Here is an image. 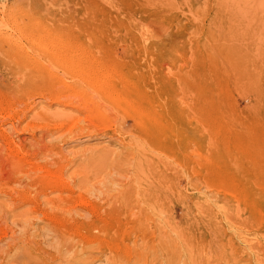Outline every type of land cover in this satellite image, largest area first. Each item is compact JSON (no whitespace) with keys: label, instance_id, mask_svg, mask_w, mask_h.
<instances>
[{"label":"rangeland","instance_id":"374dc122","mask_svg":"<svg viewBox=\"0 0 264 264\" xmlns=\"http://www.w3.org/2000/svg\"><path fill=\"white\" fill-rule=\"evenodd\" d=\"M256 40L258 42H256ZM88 65H90V67ZM134 68H139V70H141V74L139 72V75H136V80H140L146 83L148 86L147 89L145 88L146 92L155 95V99L157 101L156 106L158 108V112L161 113L164 122V128L161 130L162 133L156 136V141L152 142L151 144L152 147H147L146 144L143 143L144 141L141 142L142 135L135 126L133 117L134 112L139 110V104L134 99V95L132 93L127 92L128 95H126L128 101L132 102L131 109L130 107H128L127 110H122L117 105L103 100V94H105L103 90H95L97 92L96 93L94 89L86 87L83 81L81 82V79H83L82 77L84 76H90L91 79L94 78L93 80L98 79L99 81H103V79H105V76H107L106 79H108V83H111L110 80L113 79L111 89H114V87H117L118 89L120 83L119 80L123 77L127 78V74H130L129 71L133 70ZM87 72L90 74H88ZM109 75L113 77H110ZM118 77H120V79ZM0 79V115L3 114L2 116H0V119L2 118L4 120H0V166L2 164L1 162H3L4 164H2L3 166H1L0 168V180H2L3 177H5V179L3 180H6V178L9 179L3 181V183L0 181V187L4 186L0 188V216H2V218L0 219V239L2 240H0V254L6 249L7 244H9V242L6 243V241H11V238L9 239L8 237L9 234L15 232L14 234L12 233L11 237L13 236L14 241L16 240L15 243L17 244V246L19 243V252H21L23 246H28L29 243L34 245L35 243H37V250L41 248L42 250L44 249L43 251H47L49 254L52 253L50 254L52 256L54 254V258H51L50 261L53 259L51 261L52 264H54V262L56 264L57 255L55 256V254H57V246L59 244V238H57L58 235L55 233L57 227L54 225H49L51 227L50 229L49 226L43 225V221L40 222L39 219H35V215H37V213L34 215H28L29 217L27 215H22V217L20 216V213L23 212L26 207L28 209V205L30 206L29 208L35 206L38 209L40 207H37V205H44V211H46L47 208V211L50 212V214L48 213L49 215L55 214L56 209L51 207L52 205L50 203L47 204L46 201H44L43 203V200L46 198H52L56 193L58 194L56 188L58 189L62 185L67 184H70L72 186L74 183L73 181L78 182L80 179H82V176L84 174L87 173L88 175H90L89 173H91V171H93L91 173L92 176H94L97 172V175L94 178H98L95 180H99L100 182H94L95 180L91 176L90 181H92L89 182V187L92 185L91 183H96V185H98L99 187H103L108 181L106 185L109 184L108 186L113 188H110L111 192L112 190H114L113 192L118 191V189H120V185L116 181V179L118 180L117 172L119 179H121L122 174H130L131 170L129 166L131 163L129 164V160L133 162V159L129 152L130 150L136 151V148H138L134 143H137L139 145L144 144L142 146H146L145 149L148 150V152L147 150L146 152L150 153L149 155L151 157H156V159L155 157H153L152 162L157 163L158 161V163L160 164V172L158 174H162L165 177L167 183L170 182L169 180L174 182L180 180L181 186H183L182 188H185L187 187L186 185L188 183V180L192 177V182L194 183L195 187L194 192H196V194L198 191L204 194L206 193V191V194L210 192H213V194L217 192H221L222 194L225 193L224 191L228 190V187H230L229 185L232 184H228V178L226 179V176H222L220 174L225 175L227 173L230 175H235L241 180H243L245 176H248L249 174L248 177L251 179L250 181L254 180L255 175L250 171V169L253 168V162L256 160L260 161V159H264V0H0ZM110 87L111 86L108 85L107 89H109ZM82 88H84V90L86 89L85 93L88 95V97L90 96L92 100L94 99L93 101H96L94 103L97 105V108L99 107L98 110L101 109L102 112H100L102 114L101 117H99L101 119L95 118V116L92 115L94 112L88 113L87 110H82V97L78 96L80 95V89L81 91H84L82 90ZM72 90H74V92ZM78 91L79 93H77ZM58 92H61V95L56 94L58 96V99L70 104V107L63 106L62 103H59L57 100L53 99V96H50L51 93L55 94ZM63 92V95H65L64 97L62 95ZM185 92L187 93L184 94ZM253 94L255 96H253ZM77 98H80L81 100ZM70 99L74 103H70ZM255 99L258 100L255 102ZM77 102L79 104H77ZM33 103L37 105L33 106ZM254 103L255 105H253ZM108 105H111V109L108 107ZM26 108H28V111ZM42 109L44 110L43 112L47 111L50 115L53 114V117H51L50 115L48 117H45L43 113H38L41 112ZM69 109L72 110L70 111ZM191 110H193V112ZM7 112H9L10 114L12 112L11 115L13 117ZM19 112L20 114L25 113V115H19ZM68 112L69 116L72 112V115L74 114V117L72 116L74 120L70 117L73 121L71 125L69 124L71 121L67 123V118L65 120L64 118H62L61 121V119L57 116H65ZM191 112L193 115L191 114ZM221 112H223L225 116ZM4 113H7V116ZM36 113H38L39 115L41 114L40 117L43 115L41 118L44 119H40L44 123L41 122V120H38L39 122L34 121V119L39 118L38 114V116L36 115L37 118L34 117ZM54 115L57 117H55ZM21 117L22 119H20ZM125 117H127L128 119ZM220 117L223 119H221ZM9 118L10 120H8ZM18 120L19 123L17 122ZM122 120L126 123H124ZM223 120H225V122ZM33 121L35 126L33 125ZM64 122L66 125L64 124ZM75 122L77 123L74 125ZM122 122L124 123V127H122ZM56 123L60 125V129L62 131L64 130L62 129V125H65L63 127L65 128V130L70 127L71 128L70 130H67V133H65L64 135L65 130L63 132L61 130L57 131L56 127L59 125ZM92 123L94 126L92 125ZM231 123L232 126L230 127ZM44 124L49 125L50 127L45 128L43 126L44 128H41L40 126ZM54 124L56 125V130L52 128L55 126ZM129 124H132L131 127ZM27 126H29V130ZM84 126L85 129H88L87 131L85 129L81 130ZM126 126L129 128H127ZM17 128L19 131L17 130ZM35 128L41 129H39V131ZM20 129L22 130V132L20 131ZM25 129L26 131L24 132ZM33 129L35 131H33ZM79 129L81 130L80 132L78 131ZM125 129H128L129 131L131 130L130 133L132 132L131 134H135L136 136H134L139 139L132 137V135H128L130 134L128 133L129 131L123 132L126 131ZM236 129H239V131H237ZM41 130H44L45 132L47 130L49 131V133L50 131L52 133V131L54 130L56 132L54 131L52 134L50 133V135L48 134V132H46V136L45 132L44 135H42L43 131L41 132ZM118 130L122 132H119ZM246 131H249V133H247ZM5 132L8 136L5 134ZM94 132H97V134ZM58 133L60 134V136L62 135L61 139H59L60 137H58ZM121 133H125V135H122ZM246 134L250 135H247L246 137ZM164 135L167 137L166 141ZM37 136L39 137L37 138ZM130 136L132 137V139H134V141H136L134 142L132 139H130ZM3 137H5V140ZM110 137L113 139H111ZM7 139H11L9 140L10 142ZM56 139L59 140L56 141ZM44 140L46 143H44ZM126 141H132L133 143L132 145L130 144V142L129 144H125ZM211 141L213 143H211ZM247 141L248 143H246ZM14 142L16 143V145ZM42 142L43 145L45 144L44 147L42 145ZM18 143L19 145H17ZM13 145H15V147ZM50 145L51 148H49ZM53 145L55 148L53 147ZM133 145L134 148H132ZM39 146H41V149ZM254 146L255 148H253ZM18 147L21 149L20 151ZM16 148L22 155L21 157L26 158V160L25 158L23 159L24 162L23 164H21L24 167L26 165V167L24 168L19 165L20 170L11 172L10 169L12 165H16V163H18V161H15L18 157L9 152H13L14 150H16ZM47 148L48 150H50V153ZM150 148L152 151L150 150ZM178 148L179 150H177ZM45 149L48 153L45 152ZM187 149L190 151H188ZM34 150L35 152L33 153ZM37 150L43 152L42 154L45 155L43 156ZM234 150L236 151V153ZM254 150H256V152ZM53 151H55L56 153ZM126 152H128V154ZM202 152L205 154L204 156L202 155ZM4 153L9 156L7 157ZM3 154L5 158L2 156ZM46 154H48V157L46 156ZM198 155L200 158L198 157ZM10 156L15 158L14 161L16 163L13 161V158H10ZM187 156H190L189 158L192 160L189 161ZM224 156L229 159H226ZM43 157H45L44 160L42 159ZM63 158L64 162L65 160H67V162H69V165H72L69 166L67 162L64 163ZM125 158L126 160H124ZM193 158H197L198 163L196 162L197 159L195 160ZM233 158L235 159L230 160ZM252 158L254 159L253 161ZM32 159L34 162L32 161ZM127 159L129 162H126ZM160 159L163 162L160 163ZM116 160L119 162H117ZM248 160L250 163L248 162ZM229 161H233L234 164L233 162ZM29 162H32L30 163L31 166L29 165ZM48 162H53V164L57 163L58 165L56 164L55 168L52 163L49 164ZM162 163L163 165H161ZM41 164L43 165V167H41ZM166 164L169 165L170 169ZM235 164L238 166H236ZM27 165H29L30 167H28ZM175 165L179 166L177 167ZM17 166L18 165H16L15 169L18 168ZM93 166L95 169L92 168ZM120 166L126 167L121 168ZM162 166L165 167V169ZM14 167H12L13 170H15ZM35 167L37 169H35ZM64 167L67 168V170L64 169ZM82 167L90 170L87 171L83 168L85 172H83L82 170V173ZM180 167L183 168V171ZM103 168L107 169L104 173ZM127 168H129L128 171ZM51 169H53L54 173L57 172L59 175L57 173L54 174ZM61 169H63V173ZM100 169L103 170L101 171ZM44 170L46 171V173ZM50 170L52 174H50ZM112 170L115 173H113ZM109 171L110 173L112 172L116 177H114L112 173L109 174ZM181 171L183 172V175L179 174V172ZM199 171H202V173ZM175 172H178L177 174L179 176H174ZM185 172L187 174H185ZM11 173L13 174L11 175ZM25 173L27 178L25 176ZM100 173L102 176L100 175ZM170 173H173L174 175H171ZM194 173L196 174L194 175ZM41 174H44L43 177L41 176ZM61 174L64 175L63 177L65 179H62ZM23 175L25 176V178ZM51 175H55L56 177H52ZM125 175L124 177L122 176V178L126 180L129 177ZM181 176H184L183 180H181ZM188 176L190 178H187ZM111 177L114 178V181L110 180L112 179ZM28 178L32 179V181H30ZM56 178L57 182L55 181ZM16 179L18 180V183L16 182ZM37 179H39V181ZM60 179H62L64 182ZM103 179L105 183L101 181ZM65 180L68 181L66 182ZM109 180L112 181L110 182L111 184L109 183ZM35 182L37 184H35ZM184 183H186V185ZM204 183L208 184V186ZM5 184H8L9 186L12 185L11 188L14 187L11 189L9 186H7L8 188H10L8 190L12 195H8L10 193H8L9 191H6L7 187L5 186ZM53 184H56L57 186ZM33 185H35L36 188ZM19 187L24 188L19 189ZM202 187H207V190L203 189ZM214 187H217V189H214ZM76 188L79 187H77V185L74 187V197H79L83 192L82 196H85L88 199L91 198V200L94 199L95 195L93 194V191L87 192V190H85L87 189L86 186L81 189L79 188V191L78 189L75 190ZM231 188L233 189V186H231ZM15 190L17 191L15 192ZM20 190L22 191L20 192ZM186 190L187 194L191 192L190 188H187ZM28 191L32 193L28 194ZM54 191L57 192L54 193ZM85 193L87 195H85ZM46 194H48V196H46ZM78 194L80 195L78 196ZM13 195H15V198L11 200ZM29 195H31L30 197H32L33 199L30 198ZM18 197L22 201H20ZM43 197L46 198L43 199ZM25 198L29 199L28 202ZM39 200H42L43 205L42 203H39L41 202ZM8 201L12 202L13 205ZM101 201L102 200H99V202ZM17 202L18 204L20 203L18 205L19 207L16 206L17 204L15 205V203ZM26 202L27 204H25ZM4 205L6 207H4ZM14 205L16 209L18 208L17 210L14 209ZM49 205H51L50 209L49 207H47ZM8 208L9 215L7 213ZM51 209L55 211V213H52ZM180 209L181 208H178L177 211L179 214L181 213ZM5 210L7 211V214H4ZM10 211L14 213H12L11 216ZM15 213L18 215V217ZM40 215L41 214L36 217H40ZM73 215L75 216L76 214ZM77 216L78 215H76V217ZM14 217L16 221L14 220L12 222ZM25 218L27 219V222ZM17 221L20 222L18 223ZM15 222H17V224ZM31 224L32 226L37 225V227L35 226L34 229H38H35L36 231L33 229L30 230V228L32 227ZM24 226L26 228H24ZM44 227H46L47 232L51 231L52 234L48 233L47 236V232L44 231ZM63 227V232L69 234L67 238L69 239V237L71 236L74 237L72 241L75 242L73 243L74 245L76 244V248L68 252V256H71V253L74 254V252L84 247V244L86 242L85 238L81 239L82 241L80 240L79 242L78 237H80V235H87L92 230L93 232H90V235L88 234L87 237L91 236L92 239L97 240L100 244V247H103L106 242L110 241L111 245L115 246L114 249L116 250L118 255L119 253L120 256L129 255L132 259H134L135 256L139 255V253L137 252H140L143 255V262L145 260L148 261L149 258V260L151 261H149L150 264L154 263L153 251L155 242L152 241H155V239H153L152 229H150L149 226L146 227L145 224H136V226L132 228L133 230L130 229L129 226L122 227L125 231L124 235L123 233L111 234V227L109 228L103 224L98 227L94 226L96 228L94 230H90V228L87 230L82 227L76 229L75 226L71 225L62 226V228ZM103 227H105V230L101 229ZM4 228L6 231L8 229L7 234L5 233L6 231L4 230ZM122 228L121 226H118V230L121 229V231L123 232ZM26 229L27 231H25ZM99 229L103 232V235L102 232L99 231ZM96 230L98 231L97 233L100 232V235L96 233ZM126 230L129 234L132 235H130L131 238L129 237L130 240L126 238ZM139 230L141 231L139 234L143 233L146 235V233L148 232V237L143 235L146 238H143L142 236L140 237V239L135 241L134 236L136 235V232H139ZM1 231L4 232L2 233ZM27 232L32 235L31 238L30 235L27 234ZM44 232L45 234H43ZM77 232H79V235ZM108 232L110 233V235L107 234ZM40 233H42V235H40ZM50 235L53 236L51 237ZM96 235L99 236L95 237ZM100 238L104 240L102 241V239ZM18 240H20V242ZM25 240H27V242ZM118 241L124 243H117ZM150 241L152 243H150ZM138 242H141L142 246L140 244L137 246ZM143 242L145 243V245ZM20 243L24 245H21L20 247ZM51 243H53L54 245ZM125 247L128 249H126ZM14 249L15 250H12V252L15 253L18 249ZM121 252L124 254H122ZM47 261L49 262V264L51 263L49 260ZM41 263L42 262H40L39 264ZM103 263L104 261L102 260L94 264Z\"/></svg>","mask_w":264,"mask_h":264},{"label":"bare ground","instance_id":"6f19581e","mask_svg":"<svg viewBox=\"0 0 264 264\" xmlns=\"http://www.w3.org/2000/svg\"><path fill=\"white\" fill-rule=\"evenodd\" d=\"M228 1V0H227ZM227 3V2H226ZM226 11V10H225ZM212 38V37H211ZM256 42H258L256 40ZM40 43V42H39ZM43 43V42H42ZM44 44V43H43ZM42 45V44H41ZM46 45V44H45ZM49 45V44H48ZM44 46V45H43ZM47 46V45H46ZM45 46V47H46ZM81 48V47H80ZM256 48V47H255ZM82 50V49H81ZM47 51V50H46ZM80 51V50H79ZM83 51V50H82ZM89 53V52H88ZM137 55V54H135ZM90 56V55H89ZM82 57V56H80ZM85 57V56H84ZM72 58V57H71ZM94 58V57H92ZM142 58V57H141ZM81 59V58H80ZM85 59V58H84ZM153 60V59H152ZM85 61V60H84ZM88 61V60H87ZM96 61V60H95ZM99 61V60H98ZM170 61V59H169ZM97 62V61H96ZM190 62V61H189ZM193 62V61H192ZM83 63V62H82ZM94 63V62H93ZM167 63V62H166ZM188 63V62H187ZM194 63V62H193ZM91 64V63H90ZM170 64V62H169ZM173 64V63H171ZM99 65V64H98ZM151 65V64H150ZM90 67V65H88ZM87 66V67H88ZM101 66V65H100ZM148 66V65H147ZM171 66V65H170ZM96 67V66H95ZM104 67V66H103ZM111 67V66H110ZM161 67V66H160ZM41 68V67H40ZM44 68V67H43ZM152 68V67H151ZM162 68V67H161ZM85 69V68H84ZM107 69V68H106ZM111 69V68H109ZM156 69V67H155ZM108 70V69H107ZM152 70V69H151ZM86 71V70H85ZM84 71V72H85ZM96 71V70H94ZM97 72H98V69H97ZM130 74H127L128 77L127 78H121L118 77L120 80V83H119V88L117 89V87H114V89H111L112 88V80L113 79H109L111 81V83L107 82L108 79H106L107 76H105V79H103V81H99L98 79L96 80H93L90 78V76H84L82 77L83 79H81V82L83 81V83L86 85V87L88 88H91V89H94L95 90H103V92L105 94H103V97L104 99L103 100H106L107 102L109 103H112V104H115L117 105L118 107H120L122 110H127L128 107H132V102L131 101H128L127 99V92H130L134 95V99L138 102L139 104V110L134 112V123H135V126L136 128L140 131L141 135H142V141L144 144H146L147 147H152V142L156 141V136L161 134V130L164 128V122H163V119H162V115L160 112H158V108L156 106V99H155V95H152V94H149L146 92L145 88L147 89L148 86L146 83H144L143 81H140V80H136V75L138 74L139 75V72L141 74V70H139V68H134L133 70H130L129 71ZM151 72V71H150ZM149 72V73H150ZM88 73V72H87ZM113 73V72H112ZM116 73V72H115ZM148 73V74H149ZM90 74V73H88ZM87 74V75H88ZM109 74V72H108ZM106 74V75H108ZM114 74V73H113ZM169 74V73H168ZM95 75V74H94ZM111 75V74H110ZM109 75V76H110ZM161 75V74H160ZM163 75V73H162ZM96 76V75H95ZM108 76V78H109ZM120 76V74H119ZM21 77V76H20ZM49 77V76H48ZM97 77V76H96ZM95 77V78H96ZM110 77H113V76H110ZM58 78V77H56ZM151 78V77H150ZM166 78V77H165ZM25 79V78H24ZM115 79V78H114ZM22 80V79H21ZM98 80V81H97ZM148 80V79H147ZM1 81V79H0ZM58 81V80H57ZM151 81V80H150ZM15 82V81H14ZM64 82V81H63ZM116 82V81H115ZM154 82V81H153ZM58 83V82H57ZM63 84V83H62ZM65 84V83H64ZM155 84V83H154ZM189 84V82H188ZM81 85V84H80ZM84 85V86H85ZM111 86L109 89H107V87ZM158 85V84H157ZM161 85V83H160ZM173 85V84H172ZM61 86V84H60ZM70 86V85H69ZM114 86V85H113ZM150 86V85H149ZM190 86V84H189ZM68 87V86H67ZM29 88V87H28ZM63 88V87H62ZM106 88V89H105ZM171 89V88H170ZM82 90H84V88H82ZM185 90V89H184ZM262 90V89H261ZM59 91V90H58ZM68 91V90H67ZM74 92V90H72ZM80 91V97H82V106H83V109L82 110H87L88 113H92L94 112L92 115L95 116V118H99L101 117V109H99V107L97 108L96 104L94 102L96 101H93L92 98L85 93L86 92V89L84 91H81V89L79 90ZM79 91L77 93H79ZM253 91V90H252ZM258 91V90H257ZM51 92V91H50ZM96 92V91H95ZM249 92V91H248ZM61 93V92H60ZM59 92L58 93H51L50 96H53V99L57 100L59 103H62L63 106H69L70 107V104L68 103H65V101L63 100H59L58 99V96L56 94H60ZM77 93H76V97H77ZM88 93V92H87ZM97 93V92H96ZM129 93V95H130ZM165 93V92H164ZM167 93V92H166ZM187 92H185L184 94H186ZM253 93V92H252ZM54 94V95H52ZM64 94V92L62 93V95ZM156 94V93H155ZM249 94V93H248ZM251 94V93H250ZM262 94V92H261ZM61 95V94H60ZM70 95V94H69ZM73 95V94H72ZM247 95V93H246ZM65 95H63L64 97ZM67 96V95H66ZM252 96V95H251ZM253 96H255L253 94ZM44 97V96H43ZM130 97V96H129ZM192 97V96H191ZM259 97V96H258ZM48 98V97H47ZM69 98V97H68ZM165 98V97H164ZM190 98V97H189ZM248 98V97H247ZM253 98V97H252ZM263 98V96H262ZM64 99V98H63ZM67 99V97H66ZM79 100H81L80 98H77ZM132 99V98H131ZM254 99V98H253ZM260 99V98H259ZM50 100V99H49ZM69 100V99H68ZM130 100V99H129ZM258 99H255V102L257 101ZM264 100V98H263ZM54 101V100H53ZM63 101V102H62ZM72 100L70 99V103H74L73 101L71 102ZM77 101V100H76ZM161 101V100H160ZM191 101V100H190ZM134 102V101H133ZM189 102V101H188ZM261 102V100H260ZM54 103V102H53ZM76 103V102H75ZM187 103V102H186ZM77 104H79L77 102ZM137 104V105H138ZM190 104V103H188ZM24 105V104H23ZM37 105V104H36ZM35 103H33V106H36ZM114 105V106H115ZM255 105V103L253 104ZM77 106V105H76ZM111 106V105H110ZM110 106L108 105V107L110 108ZM134 106V105H133ZM192 106V104H191ZM32 107V106H31ZM107 107V108H108ZM257 107V106H256ZM39 108V107H38ZM41 108V107H40ZM80 108V107H79ZM137 108V107H136ZM191 108V107H190ZM228 108V107H227ZM27 111H28V108H26ZM25 109V110H26ZM30 109V107H29ZM34 109V108H33ZM76 109V108H75ZM111 109V108H110ZM254 109V108H253ZM20 110V109H19ZM32 110V109H31ZM70 110V109H69ZM72 110V109H71ZM70 110V111H71ZM105 110V109H103ZM232 110V109H230ZM262 110V109H261ZM15 111V110H14ZM25 111V112H27ZM44 110L42 109L41 112H38V113H43V115L46 117H48L50 114L49 112H43ZM101 111V112H100ZM111 111V110H110ZM115 111V110H114ZM120 111V110H119ZM193 112V110H191ZM219 111V110H217ZM229 111V110H228ZM244 111V110H243ZM257 111V110H256ZM31 112V111H30ZM34 112V111H33ZM191 112V114H192ZM232 112V111H231ZM230 112V113H231ZM9 115L11 114L9 112H7ZM7 113H4L5 115ZM38 113L35 114L34 117L37 118V116L39 115ZM73 113V112H72ZM69 116V112L67 113V115H57L58 118L61 119L62 121V118H64V120L67 118V123L70 122L69 124L71 125V123L73 122L71 120L72 116L74 117V114ZM104 113V112H103ZM117 113V112H116ZM223 113V112H221ZM255 113V111H254ZM25 115V113H22ZM20 114L19 112V115H22ZM38 114V115H37ZM57 114V113H56ZM106 114V113H105ZM224 114V113H223ZM226 114H227V111H226ZM253 114V113H252ZM3 115V114H2ZM0 115V116H2ZM37 115V116H36ZM41 115V114H40ZM40 115L38 116L39 118L37 119H34V121H40L42 118V116L40 117ZM91 115V116H92ZM107 115V114H106ZM193 115V114H192ZM7 116V115H6ZM12 116V115H11ZM51 117H53V114L50 115ZM55 116V115H54ZM55 116V117H57ZM67 116V117H66ZM108 116V115H107ZM125 116V115H124ZM128 116V115H127ZM225 116V114H224ZM229 116V115H228ZM13 117V116H12ZM54 117V118H55ZM71 117V118H70ZM85 117V116H84ZM8 118V117H6ZM11 118V117H10ZM10 118L8 120H10ZM24 118V117H23ZM31 118V117H30ZM41 118V119H40ZM76 118V117H75ZM93 118V117H92ZM127 118V117H125ZM221 118V117H220ZM2 119V118H1ZM0 119V120H1ZM5 119V118H4ZM12 119V118H11ZM22 119V117L20 118ZM25 119V118H24ZM44 119V118H43ZM42 119V120H43ZM52 119V118H51ZM74 120V118H72ZM78 119V118H77ZM82 119V118H81ZM88 119V118H87ZM101 119V118H99ZM128 119V118H127ZM223 119V118H221ZM226 119V118H225ZM3 120V119H2ZM31 120V119H30ZM32 120H33V117H32ZM41 120V122H43ZM63 120V121H64ZM69 120V121H68ZM125 120V119H124ZM4 121V120H3ZM25 121V120H24ZM34 121H33V125H34ZM38 121V122H39ZM45 121V120H44ZM123 121V120H122ZM194 121V120H193ZM225 122V120H223ZM229 121V120H228ZM234 121V120H233ZM246 121V120H245ZM12 122V121H11ZM19 123V120L17 121ZM22 122V120H21ZM115 122V121H114ZM124 122V121H123ZM122 122V127H124V122ZM249 122V121H248ZM16 123V122H15ZM44 123V122H43ZM77 122L74 123V125L76 124ZM79 123V122H78ZM112 123V122H111ZM116 123V122H115ZM120 123V122H119ZM133 123V122H132ZM236 123V122H235ZM13 124V123H12ZM30 124V123H29ZM47 124V123H46ZM42 125L40 126L41 128L44 126L45 128H48L50 127L49 125ZM58 124V123H56ZM65 124V122H64ZM84 124V122H83ZM243 124V123H242ZM25 125V124H24ZM39 125V124H37ZM41 125V124H40ZM55 125V124H54ZM59 125V124H58ZM62 125V123H61ZM66 125V124H65ZM65 125H62L63 127ZM73 125V126H74ZM93 125V123H92ZM126 125V124H125ZM130 125V124H129ZM132 125V124H131ZM130 125V127H131ZM228 125V124H227ZM22 126V125H21ZM30 126V125H29ZM29 126H27L28 130H29ZM35 126V125H34ZM52 126V125H51ZM68 126V125H67ZM94 126V125H93ZM110 126V125H109ZM119 126V125H118ZM232 126V123L230 125V127ZM24 127V126H23ZM31 127V126H30ZM43 127V128H44ZM56 125L52 128L55 129ZM59 127V129H58ZM65 130V128H63ZM77 127V125H76ZM87 127V126H86ZM127 127V126H126ZM229 127V128H230ZM243 127V126H242ZM248 127V126H246ZM2 128V127H1ZM26 128V129H27ZM39 128V129H41ZM57 128V131L58 130H61L60 129V125L56 127ZM71 128V127H70ZM70 128H68L67 130H70ZM106 128V127H105ZM115 128V127H114ZM121 128V127H120ZM129 128V127H127ZM4 129V128H3ZM6 129V128H5ZM22 129V127H21ZM20 129V131L22 132V130ZM26 129L24 130V132L26 131ZM37 130H39L38 128H35ZM85 129V126L81 129L83 130ZM122 129V128H121ZM241 129V128H240ZM16 130V129H14ZM18 130V128H17ZM56 130V129H55ZM54 130V131H55ZM63 130V131H64ZM65 130L64 131V135L65 133H67ZM77 130V129H76ZM80 129L78 130L79 132L81 131ZM86 131L88 129H85ZM103 130V129H102ZM105 130V129H104ZM116 130V129H115ZM126 130V129H125ZM133 130V129H132ZM186 130V129H185ZM237 131H239V129H236ZM4 131V130H3ZM19 131V130H18ZM33 131H35L33 129ZM40 131V130H39ZM43 131V132H42ZM52 131V133L54 132ZM62 131V130H61ZM62 131V132H63ZM94 131V130H93ZM96 131V130H95ZM119 131V130H118ZM117 131V132H118ZM129 130L127 129L126 131H123V132H128ZM131 131V130H130ZM130 131L128 133H130ZM251 131V130H250ZM1 132V131H0ZM41 132L43 133L42 135H44V130H41ZM46 132H48V134L50 135L49 131L46 130ZM45 132V133H46ZM56 132V131H55ZM62 132H59V133H62ZM83 132V131H82ZM92 132V130H91ZM119 132H122V131H119ZM185 132H188V131H185ZM190 132V131H189ZM247 132V131H246ZM17 133V132H16ZM34 133V132H33ZM51 133V134H52ZM58 133V134H59ZM74 133V131H73ZM97 134V132H94ZM93 133V134H94ZM132 133V132H131ZM128 134V135H132V137H135L133 134ZM243 133V132H242ZM249 133V131L247 132ZM263 133V132H262ZM2 134V133H1ZM5 134L7 135V133L5 132ZM19 134V133H18ZM29 134V133H28ZM72 134V133H71ZM84 134V133H83ZM90 134V133H88ZM122 135L125 133H121ZM41 135V134H40ZM47 136V133L45 134ZM63 135V136H64ZM95 135V134H94ZM119 135V134H118ZM247 135H250V134H246V137ZM264 135V134H263ZM262 135V136H263ZM3 136V135H2ZM8 136V135H7ZM62 136V135H61ZM60 137L59 139H61L62 137ZM103 136V135H102ZM113 136V135H112ZM165 136V135H164ZM193 136V135H192ZM6 137V136H5ZM5 137L4 140H5ZM39 136H37L38 138ZM41 137V136H40ZM45 137V136H43ZM99 137V136H98ZM97 137V138H98ZM124 137V136H123ZM132 137L130 136V139H132ZM237 137V136H236ZM240 137V136H239ZM256 137V136H255ZM8 138V137H7ZM36 138V139H37ZM111 138V137H110ZM136 138V137H135ZM166 136H165V141H166ZM238 138V137H237ZM12 139V138H11ZM9 139V140H11ZM35 139V138H34ZM59 139H56L59 140ZM64 139V137H63ZM113 139V138H111ZM109 139V140H111ZM129 139V138H128ZM136 139H139V138H136ZM179 139V138H178ZM241 139V138H240ZM251 139V138H250ZM248 139V140H250ZM261 139V138H260ZM3 140V141H4ZM8 140V139H7ZM6 140V141H7ZM8 140V141H9ZM40 140V138H39ZM134 141V139H132ZM163 140V139H162ZM237 140V139H235ZM21 141V140H20ZM61 141V140H60ZM136 141V140H135ZM134 141V142H135ZM138 141V140H137ZM164 141V142H165ZM246 141V140H245ZM10 142V141H9ZM130 144L132 145V141H129ZM128 141H126L125 144H129ZM140 142V141H139ZM140 142V143H141ZM189 142V141H188ZM241 142V141H240ZM5 143V142H4ZM13 143V142H11ZM9 143V144H11ZM15 143V142H14ZM22 143V142H20ZM36 143H37V140H36ZM35 143V144H36ZM44 143L45 140H44ZM211 143H213L211 141ZM248 143V141L246 142ZM252 143V142H251ZM7 144V143H6ZM32 144V143H31ZM40 144V143H38ZM37 144V145H38ZM135 145H137L138 148H136L135 150L136 151H131L129 152V154L132 156V159H133V162H131V160L127 161L126 162H129L130 166V174L129 175H125V176H128L129 178L128 179H123L122 176L124 177V175L122 174L121 176V179H119V176H118V172H117V178L118 180L116 179L117 183H119L120 185V189H118V186H117V189L118 191H116V187H115V191L116 192H113L114 190H110L113 189L112 187H109L108 185H106L107 183L103 186V187H99L98 185L93 184L91 183L92 185L89 187V182L90 179H91V173L93 171H91V173H89L90 175H88L87 173L84 174L82 176V179H80L78 182L76 181H73V185L71 186L70 184H67V185H62L61 187H59L58 189L56 188V190L58 191V194L54 191V193H56L55 195H51L52 198H46V197H43L46 198V199H42L43 200V203L44 201H46L47 204H51L47 207H49L50 209V206L53 207L54 209H56V213L55 211H53L52 209V213L54 212L55 214L53 215H49L50 212L47 211V208H46V211L43 210V203H42V200H39L41 202H39L40 204L42 203L43 206H38L37 207H40L39 209L36 208L35 206L32 207V208H29L30 206L28 205V209L26 207V209L23 210V212L20 213V216L22 215H34L37 213V215H35V219H39L40 222H44L43 225H54L57 227V230H56V234L58 235L57 238H59V244L57 246V254H55V256L57 255V262L56 264H94L96 262H100V261H104L103 264H148V262L150 261L149 258H148V261H144L143 262V259H142V253L140 252H137L139 253V255L135 256L134 259H132L129 255H121L120 256V253L119 255L117 254L116 250L114 249L115 246L111 245V242H106L104 244L103 247H100V244L98 243L97 240H94L92 239V237H87L88 234L90 232H93L91 229H96L94 226L98 227V226H101V224L103 225H106L107 227H111L112 229V233L110 231L111 234H119V233H123L124 235V230L122 227H127L129 226L130 229L134 228V226H136V224H145L146 227H150V229H152V233H153V239H155V241H152V242H155V245H154V251H153V259H154V263H151V264H264V159H260L259 160H256L253 162V168L250 169V171L252 173H254L255 175V178L254 180L250 181L251 179L246 175L245 178L243 180L237 178L235 175H230V174H220L222 176H226V179L228 178L227 182L228 184H232V185H229L230 187H228V190L224 191L225 193H221V192H217V193H214L213 192H210L208 194L207 191L206 193H202V192H194L195 191V187H194V183L192 182V177L190 178L189 176L187 178H190L188 180V183L186 185V183H184L187 187L185 188H182L183 186H181V183H180V180L179 181H171L169 180L170 182H166L165 180V177L162 175V174H158L160 172V164L158 163H155V162H152L153 161V157H151L149 154L150 153H147L148 150L145 149L146 146H142L144 144H137V143H134ZM174 144V143H173ZM188 144V143H186ZM193 144V143H192ZM16 145V143H15ZM15 145H13L15 147ZM19 145V143L17 144ZM42 145H43V142H42ZM45 145V144H44ZM43 145V147H44ZM52 145V144H51ZM51 145L49 146V148H51ZM55 145V144H54ZM53 145V147H54ZM175 145V144H174ZM177 145V144H176ZM180 145V144H179ZM210 145V144H209ZM215 145V143H214ZM241 145V144H240ZM255 145V144H254ZM264 145V144H263ZM11 146V145H9ZM8 146V147H9ZM24 146V145H23ZM33 146V145H32ZM178 146V145H177ZM188 146V145H187ZM211 146V145H210ZM226 146V145H225ZM238 146V144H237ZM252 146V144H251ZM257 146V145H256ZM17 147V146H16ZM40 149H41V146H39ZM165 147V146H164ZM216 147V146H215ZM236 147V146H235ZM244 147V145H243ZM260 147V146H259ZM19 148V147H18ZM23 148V147H22ZM33 148V147H32ZM46 148V147H45ZM55 148V147H54ZM59 148V147H58ZM127 148V147H126ZM134 148V145L133 147ZM131 148V149H132ZM177 148V147H176ZM206 148V147H205ZM223 148V147H222ZM250 148V147H248ZM255 148V146L253 147ZM251 148V149H253ZM8 149V148H6ZM11 149V148H10ZM30 149V148H29ZM39 149V148H37ZM123 149V148H122ZM149 149V148H148ZM191 149V148H190ZM227 149V147H226ZM21 149L19 148V151ZM44 150V149H43ZM48 150V148H47ZM129 150V149H128ZM147 150V152H146ZM151 150V148H150ZM179 150V148L177 149ZM188 150V149H187ZM192 150V149H191ZM194 150V148H193ZM263 150V149H261ZM10 151V150H9ZM8 151V152H9ZM13 151V150H12ZM16 148V150H14L13 152H9V153H12L13 155H15L16 157V162L18 161V163H16L14 161L15 158L11 157L10 158H13V161L16 163V165H18L17 167L19 168V165L23 164L24 162V158L21 157L22 155L20 154ZM24 151V150H23ZM39 151V150H37ZM49 153H50V150H48ZM52 151V150H51ZM58 151V150H57ZM60 151V150H59ZM152 151V150H151ZM150 151V152H151ZM175 151V150H174ZM190 151V150H188ZM209 151V150H208ZM214 151V150H213ZM235 151V150H234ZM250 151V150H249ZM256 152V150H254ZM258 151V150H257ZM6 152V153H8ZM22 152V151H21ZM25 152H26V149H25ZM28 152V151H27ZM35 152V150L33 151V153ZM40 152V151H39ZM39 152H36V153H39ZM45 152L46 149H45ZM55 152V151H53ZM159 152V151H158ZM180 152V151H179ZM194 152V151H193ZM226 152V151H225ZM4 153V154H6ZM23 153V152H22ZM29 153V152H28ZM41 154L43 152H40ZM48 153V152H47ZM56 153V152H55ZM54 153V154H55ZM108 153V152H107ZM128 154V152H126ZM200 153V152H199ZM198 153V154H199ZM203 153V152H202ZM207 153V152H206ZM223 153V151H222ZM236 153V151H235ZM253 153V152H252ZM262 153V151H261ZM4 154L2 155L4 158ZM62 154V153H61ZM120 154V153H119ZM152 154V153H151ZM161 154V153H159ZM211 154V153H210ZM245 154V153H244ZM258 154V153H257ZM37 155V154H36ZM43 155V154H42ZM45 155V154H44ZM43 155V156H44ZM48 154H46L47 156ZM52 155V154H51ZM192 155V154H191ZM200 155V154H199ZM198 155V157H199ZM203 156L205 155L204 153L202 154ZM201 155V156H202ZM225 155V153H224ZM253 155V154H252ZM1 156V155H0ZM6 156L8 157L9 155L6 154ZM45 156V157H46ZM50 156V154H49ZM61 156V155H60ZM59 156V157H60ZM186 156V155H185ZM195 156V155H193ZM210 156V155H209ZM258 156V155H257ZM256 156V157H257ZM43 157L42 159L44 160ZM48 157V156H47ZM56 157V156H55ZM121 157V156H119ZM159 157V156H158ZM188 157V156H187ZM190 157V156H189ZM189 159L192 160V159ZM226 159H229L227 158L226 156H224ZM259 157V156H258ZM39 158V157H38ZM41 158V157H40ZM62 158V157H61ZM60 158V159H61ZM116 158V157H115ZM129 158V157H128ZM131 158V157H130ZM160 158V157H159ZM200 158V157H199ZM206 158V157H204ZM204 158H203V161H204ZM222 158V157H221ZM264 158V156H263ZM9 159V158H8ZM31 159V158H30ZM51 159V158H50ZM119 159V158H118ZM156 159V157H155ZM165 159V158H164ZM170 159V158H168ZM172 159V158H171ZM186 159V158H184ZM187 159V160H188ZM193 159H197V158H193ZM235 158L233 159H230V160H234ZM244 159V158H243ZM2 160V159H1ZM26 160V158H25ZM28 160V159H27ZM52 160H55V159H52ZM57 160V159H56ZM59 160V159H58ZM62 160V159H61ZM60 160V161H61ZM126 160V158L124 159ZM194 160V161H195ZM254 159L252 158V161ZM3 161V160H2ZM10 161V160H9ZM30 161V160H29ZM33 161V159H32ZM51 161V160H50ZM117 161V160H116ZM167 161V160H165ZM202 161V160H201ZM34 162V161H33ZM39 162V160H38ZM55 162V161H54ZM59 162V161H58ZM62 162V161H61ZM63 162H64V158H63ZM65 162H67V160H65ZM64 162V163H65ZM119 162V161H117ZM125 162V163H126ZM163 162L161 161L160 159V163ZM192 162V161H191ZM198 163V159L196 161ZM209 162V161H207ZM206 162V164H207ZM229 162H233V161H229ZM249 162V160H248ZM3 164V162H1ZM30 163L32 162H29V165ZM37 163V162H35ZM34 163V164H35ZM49 163V162H48ZM52 163V165H55L57 164H53V162H50ZM49 163V164H50ZM196 163V164H197ZM205 163V162H203ZM250 163V162H249ZM1 164V166H3ZM13 164V163H12ZM67 164L69 165V162H67ZM66 164V166H67ZM128 164V165H129ZM176 164V163H175ZM192 164V163H190ZM189 164V165H190ZM200 164V162H199ZM202 164V163H201ZM211 164V163H210ZM234 164V162H233ZM252 164V163H251ZM10 165V163H9ZM15 165V164H14ZM14 165H12V167H14ZM15 165V167H16ZM29 165H27L28 167H30ZM58 165V164H57ZM72 165V164H71ZM69 165V166H71ZM112 165V164H111ZM163 165V163L161 164ZM167 165V164H166ZM170 165V163H169ZM169 165H167L169 167ZM216 165V164H214ZM230 165V164H229ZM228 165V166H229ZM232 165V164H231ZM236 165V164H235ZM0 166V168H1ZM22 166V165H21ZM65 166V167H66ZM68 166V168H69ZM79 166V165H78ZM87 166V165H86ZM165 166V165H164ZM177 166V165H175ZM179 166V165H178ZM177 166V167H178ZM188 166V165H187ZM238 166V165H236ZM11 167V169H12ZM14 167V169H15ZM24 167V166H22ZM26 167V165H25ZM24 167V168H25ZM41 167H43V165L41 164ZM48 167V166H47ZM50 167V166H49ZM67 170V168H65ZM97 167V166H95ZM121 167V166H120ZM123 168L126 167V166H122ZM121 167V168H122ZM163 167V166H162ZM191 167V166H190ZM198 167V166H197ZM233 167V166H231ZM252 167V165H251ZM15 169V170H11L10 171L14 172L16 170H20L19 169ZM56 168V167H55ZM62 168V167H60ZM81 168V167H80ZM79 168V170H80ZM84 167H82L81 169V172L83 170ZM94 168V166L92 167ZM110 168V167H109ZM120 168V169H121ZM127 168V171L128 169ZM165 169V167H163ZM181 168V167H180ZM200 168V167H199ZM227 168V167H226ZM236 168V167H235ZM35 169H37L35 167ZM39 169H43V168H39ZM54 169V168H53ZM52 170V172L54 173V171ZM85 169V168H84ZM95 169V168H94ZM98 169V168H97ZM104 169V168H103ZM102 169V170H103ZM111 169V168H110ZM170 169V167H169ZM168 169V170H169ZM173 169V168H172ZM182 171H183V168H181ZM179 169V170H181ZM190 169V168H189ZM195 169V168H194ZM211 169V168H210ZM239 169V168H238ZM29 170V169H28ZM47 170V169H45ZM44 170V171H45ZM51 170L49 172H51ZM63 169H61L62 171ZM85 170H90V169H85ZM85 170H83V172H85ZM101 170V169H100ZM101 170V171H102ZM105 170L107 169H104L103 170V173L105 172ZM122 170H125V169H122ZM185 170V169H184ZM192 170V169H191ZM212 170V169H211ZM240 170V169H239ZM31 171V170H30ZM35 171V170H34ZM33 171V172H34ZM38 171H41V170H38ZM43 171V170H42ZM116 171V170H115ZM121 171V170H119ZM164 171V170H163ZM179 172V174H182L183 172ZM193 171V170H192ZM238 171V170H237ZM2 172V171H1ZM18 172V171H17ZM20 172V171H19ZM52 172L50 174H52ZM80 172V171H79ZM80 172V173H81ZM82 172V173H83ZM113 173H115L113 170H112ZM111 172V173H112ZM128 172V173H129ZM171 172V171H170ZM202 173V171H199ZM241 172V171H240ZM9 173V172H8ZM22 173V172H21ZM43 173V172H42ZM46 173V171H45ZM44 173V174H45ZM57 173V172H56ZM54 173V174H56ZM60 173V172H59ZM63 173V171H62ZM65 173V172H64ZM74 173V172H73ZM97 173V172H96ZM94 176H92V178L95 180V179H98V178H94L96 177V174ZM107 173V172H106ZM110 171H109V174H111ZM112 173V175L114 177H116L114 174ZM178 173V172H177ZM176 172H175V175H178ZM209 173V172H208ZM207 173V174H208ZM236 173V172H235ZM13 173H11L12 175ZM35 174V173H33ZM32 174V175H33ZM43 174V175H44ZM49 174V176H50ZM58 174V173H57ZM66 174V173H65ZM76 174V173H75ZM120 174V173H119ZM171 174V173H170ZM171 174V175H172ZM185 174H187L185 172ZM184 174V175H185ZM196 173H194L195 175ZM5 175V174H4ZM28 175V174H27ZM43 175L41 174V176L43 177ZM59 175V174H58ZM68 175V174H67ZM71 175V174H70ZM74 175V174H73ZM80 175V174H79ZM101 175V173H100ZM168 175V174H167ZM183 175V174H182ZM240 175V174H239ZM3 176V174H2ZM24 176V175H23ZM25 176H26V173H25ZM24 176V178H25ZM40 176V175H38ZM48 176V177H49ZM52 176V175H51ZM55 176V175H53ZM52 176V177H53ZM62 176V179H65L63 176V174H61ZM60 176V177H61ZM102 176V175H101ZM179 176V175H178ZM177 176V177H178ZM186 176V175H185ZM193 176V175H192ZM198 176V175H197ZM202 176V175H201ZM206 176V175H205ZM9 177V176H8ZM18 177V176H17ZM29 177V176H28ZM33 177V176H32ZM56 177V176H55ZM54 177V178H55ZM71 177V176H69ZM74 177V176H73ZM98 177V176H97ZM107 177V176H106ZM109 177V176H108ZM176 177V178H177ZM183 177L184 176H181V180H183ZM194 177V176H193ZM242 177V176H241ZM15 178V177H13ZM27 178V176H26ZM36 178V177H35ZM59 178V177H57ZM57 178H56V182H57ZM110 178V177H109ZM108 178V179H109ZM112 178V177H111ZM3 179H5V177H3ZM0 180L2 183L3 181H6V180H9L6 178V180ZM29 179V178H28ZM51 179V178H50ZM60 179V180H62ZM68 179V178H67ZM70 179H74V178H70ZM123 179V180H122ZM180 179V178H178ZM195 179H196V176H195ZM225 179V178H224ZM17 180V179H16ZM30 181H32V179H29ZM28 180V181H29ZM39 181V179H37ZM69 180V179H68ZM68 180H65L66 182ZM107 180V179H106ZM110 180H113L114 181V178L110 179ZM109 180V183L112 182ZM186 180V179H184ZM199 180V179H198ZM202 180V179H201ZM14 181V180H13ZM21 181V180H20ZM63 181V180H62ZM100 182L99 180H95L94 182ZM102 182L105 183L104 179L101 180ZM12 182V181H11ZM18 183V180L16 181ZM55 182V183H56ZM59 182V180H58ZM64 182V181H63ZM62 182V183H63ZM65 182V184H66ZM196 182V181H194ZM22 183V182H21ZM20 183V184H21ZM33 183V182H32ZM52 183V182H51ZM69 183V182H68ZM12 184V183H11ZM27 184V183H26ZM25 184V186H26ZM31 184V183H30ZM29 184V185H30ZM34 184V183H33ZM35 184H37L35 182ZM57 184V183H56ZM56 184H53V185H56ZM60 184V182H59ZM111 184V183H110ZM183 184V183H182ZM205 184V183H204ZM203 184V185H204ZM24 185V183H23ZM44 185V184H43ZM51 185V184H50ZM52 185V186H53ZM77 185V187H79L80 189L83 188L84 186H86L87 189V192H90V191H93V194L96 196H94V199L91 200V198H86L85 196H82V193L81 195L78 194L79 197H74V187ZM100 185V184H99ZM103 185V184H102ZM208 186V184H205ZM5 186H9L8 184ZM12 186V185H11ZM11 186H9L11 188ZM20 186V185H19ZM35 188L36 186L33 185ZM41 186V185H39ZM57 186V185H56ZM113 186V185H112ZM210 186V185H209ZM231 186H233V189L231 188ZM4 187V186H2ZM0 187V188H2ZM5 187V188H6ZM31 187V186H30ZM29 187V188H30ZM114 187V186H113ZM220 187V186H219ZM7 187V190L6 191H9L8 189H10ZM14 188V187H12ZM11 188V189H12ZM17 188V187H16ZM15 188V189H16ZM24 188V187H23ZM22 187L19 189H23ZM28 188V190H29ZM38 188V186H37ZM55 188V187H54ZM53 188V189H54ZM79 188H76L75 190L78 189L79 191ZM187 188H190L191 189V192L189 194L186 193V189ZM201 188V187H200ZM203 188V187H202ZM207 188V187H206ZM206 188H203L205 190H207ZM46 189V188H45ZM51 189V188H50ZM52 189V190H53ZM91 189V190H90ZM202 189V190H203ZM209 189V188H208ZM214 189H217V187ZM4 190V189H2ZM36 190V189H35ZM17 190H15L16 192ZM22 190H20L21 192ZM26 191V190H25ZM31 191V190H30ZM40 191V190H38ZM42 191V190H41ZM44 191V190H43ZM49 191V190H48ZM47 191V192H48ZM84 191V190H82ZM86 192V193H87ZM8 194L9 196L12 195L11 192L9 191ZM31 194L32 192H29L28 191V194ZM42 193V192H41ZM40 193V194H41ZM49 193V192H48ZM85 193V195H87ZM3 194V192H2ZM16 194V193H14ZM51 194V193H50ZM53 194V193H52ZM89 194V193H88ZM91 194V193H90ZM5 195V194H4ZM7 195V194H6ZM42 195V194H41ZM39 195V196H41ZM45 195V194H44ZM7 196V197H9ZM14 196V197H13ZM12 196V199L15 198V195ZM31 195H29L30 197ZM46 196H48V194H46ZM56 196V197H54ZM90 196V195H88ZM22 197V196H21ZM24 197V196H23ZM37 197V196H36ZM11 198V197H10ZM19 198V197H18ZM32 198V197H30ZM98 200H96V199ZM17 199V197H16ZM20 199V198H19ZM27 199V198H25ZM33 199V198H32ZM36 199V198H35ZM34 199V200H35ZM10 200V199H9ZM29 199H27V202H28ZM31 200V199H30ZM37 200V199H36ZM99 200H102L101 202H99ZM20 201H22L20 199ZM10 202V201H8ZM15 202V201H14ZM27 202L25 204H27ZM30 202V201H29ZM38 202V201H36ZM12 205L13 203L10 202ZM9 203V204H10ZM45 203V205H46ZM6 204V203H5ZM10 204V205H11ZM17 204V205H16ZM20 204V203H19ZM18 202L15 203V205L17 207H19L18 205ZM38 204V203H37ZM10 205H9V208H10ZM14 205V207H15ZM32 205V204H31ZM34 205H35V202H34ZM180 205V206H178ZM3 206V205H2ZM1 206V207H2ZM22 206V205H21ZM20 206V207H21ZM4 207H6L4 205ZM8 207V206H7ZM23 207V206H22ZM9 208H8V212L5 210V213L4 214H7L9 215ZM12 208V206H11ZM178 208H181V213L179 214L177 211H178ZM16 209V207L14 208ZM18 209V208H17ZM16 209V210H17ZM45 209V208H44ZM10 210H13V209H10ZM15 210V211H16ZM59 210V211H58ZM58 211V212H57ZM4 212V211H3ZM7 212V213H6ZM11 212V211H10ZM13 212L10 213V216ZM17 213V212H16ZM15 213V214H16ZM49 213V214H48ZM2 214V213H1ZM14 214V213H13ZM39 214L40 217H36L38 216ZM73 214H76L78 215L76 217V215L74 216ZM17 215V214H16ZM15 216V215H13ZM18 217V215H17ZM23 217V216H22ZM20 217V218H22ZM29 217V216H28ZM34 217V216H33ZM2 218V216H0V219ZM79 218H82V219H79ZM7 219V218H6ZM6 219H5V222H6ZM9 219V217H8ZM17 219V218H16ZM15 220V217L14 219L12 220V222ZM20 220V219H18ZM24 220V219H23ZM26 222H27V219L25 218ZM4 221V220H3ZM16 221V220H15ZM31 221V220H30ZM18 222V221H17ZM17 222H15L17 224ZM20 222V221H19ZM18 222V223H19ZM23 222V221H22ZM34 222V220H33ZM38 222V221H37ZM36 222V223H37ZM25 223V221H24ZM32 223V222H31ZM34 223V224H36ZM6 224V223H5ZM30 224V223H29ZM15 225V224H14ZM25 225V224H24ZM66 225H71V226H75L76 229L77 228H84V229H89L90 228V232L87 234V235H80L79 238V242L81 239H84L86 240L85 244H84V247L80 250H77L76 252L71 253V256H68V252L72 251L74 248H76V244L74 245L72 240L74 239V237H69V239L67 238L69 234H67L66 232H63V229L64 227L62 228V226H66ZM5 226V225H4ZM27 226V224H26ZM32 226V224H31ZM30 226V227H31ZM37 227V225H35ZM35 226H32L30 228L35 230L34 227ZM61 226V227H60ZM118 226H121L123 232L121 231V229L118 230ZM143 226V225H142ZM11 227V226H10ZM9 227V228H10ZM17 227V225H16ZM50 227V226H49ZM59 227V228H58ZM128 227V228H129ZM141 227V226H140ZM7 228V227H6ZM24 228H26L24 226ZM23 228V229H24ZM28 228V227H27ZM42 228V227H41ZM44 231H46V227H44ZM105 227L101 228V229H104ZM136 228V227H135ZM142 228V227H141ZM13 229V228H12ZM21 229V228H20ZM38 229V228H37ZM36 229V230H37ZM40 229V228H39ZM51 229V227H50ZM49 229V230H50ZM75 229V230H76ZM108 229V228H107ZM149 229V228H148ZM147 229V230H148ZM5 230V228H4ZM19 230V229H17ZM35 230V231H36ZM43 230V229H42ZM41 230V232H42ZM53 230V229H52ZM105 230V229H104ZM133 230V229H132ZM135 230V229H134ZM6 231V230H5ZM8 231V229H7ZM7 231L5 232L7 234ZM10 231V230H9ZM12 231V230H11ZM22 231V230H21ZM27 231V229L25 230ZM74 231V230H73ZM78 231V230H77ZM100 232H102L100 229H99ZM129 231V229H128ZM2 232V231H1ZM4 232V231H3ZM2 232V233H3ZM17 232V231H16ZM24 232V231H23ZM31 232V231H30ZM34 232V231H32ZM47 232V231H46ZM76 232V231H75ZM98 231L96 230V233ZM99 232V233H100ZM127 232V230H126ZM141 231L139 230V232L137 233L136 232V235L134 236L135 237V241H137L138 239H140V237H142L143 235L145 234H139ZM147 232V231H146ZM13 233V232H12ZM11 234H9V239L11 238V241H6L9 242V244H7V247L6 249L1 252L0 254V264H39L40 262H42L41 264H49V262L47 260L50 261L51 258H54V254L53 256L50 255L52 253H48L47 251H43L41 248H39L37 250V243L34 244H31L29 243L28 246H23L21 243H20V247L21 245L23 246L21 252H19V243H18V246L17 244L15 243L14 241V238L13 236L11 237ZM15 233V232H14ZM13 233V234H14ZM19 233V232H18ZM25 233V232H24ZM48 233L52 234L51 231L50 232H47V236H48ZM70 233V232H69ZM78 235H79V232H77ZM83 233V232H82ZM97 233V234H99ZM110 233L108 232L107 234L110 235ZM148 233V232H147ZM147 233L145 236H147ZM151 233V234H152ZM27 234H29L27 232ZM26 234V235H27ZM33 234V233H32ZM45 234V232L43 233ZM54 234V233H53ZM94 234V233H93ZM133 234V233H132ZM16 235V234H15ZM30 235V234H29ZM40 235H42V233H40ZM45 235V236H46ZM90 235V234H89ZM95 235V234H94ZM100 235V234H99ZM99 235H96L95 237L99 236ZM102 235H103V232H102ZM105 235V234H104ZM126 235V238L129 239V237L131 238V234H129L128 232L125 234ZM131 235V236H130ZM21 236V235H20ZM25 236V235H24ZM28 236V235H27ZM32 235H30V238H31ZM51 236V235H50ZM49 236V237H50ZM53 236V235H52ZM51 236V237H52ZM115 236V235H114ZM143 236V238L145 237ZM6 237V236H5ZM50 237V238H51ZM54 237V238H56ZM148 237V236H147ZM24 238V237H23ZM28 238V237H27ZM112 238V237H111ZM146 238V237H145ZM8 239V238H7ZM16 239V237H15ZM20 239V237H19ZM25 239V238H24ZM29 239V238H28ZM43 239V238H42ZM102 239V238H100ZM1 240V239H0ZM23 240V239H22ZM30 240V239H29ZM28 240V242H29ZM34 240V239H33ZM69 240V241H68ZM104 239H102L103 241ZM111 240V239H109ZM130 240V239H129ZM133 240V239H132ZM2 241V240H1ZM20 242V240H18ZM27 242V240H25ZM32 241V240H31ZM76 241V239H75ZM82 241V240H81ZM101 241V242H102ZM25 242V243H26ZM39 242V241H38ZM56 242V241H54ZM53 242V243H54ZM121 241H118L117 243H119ZM129 242V241H128ZM142 242V241H141ZM141 242L138 244L137 243H134V244H137V246L140 244L141 245ZM145 242V241H144ZM143 242V243H144ZM150 241V243H152ZM5 243V242H4ZM5 243V244H6ZM51 243V244H53ZM121 243H124V242H121ZM127 243V242H126ZM146 243V242H145ZM144 243V245H145ZM57 244V243H56ZM55 244V246H56ZM131 244V243H130ZM41 245V244H40ZM54 245V244H53ZM80 245H83V244H80ZM148 245V244H147ZM51 246V245H50ZM142 246V245H141ZM5 247V246H4ZM43 247V245H42ZM82 247V246H81ZM127 247V245H126ZM125 247V248H126ZM18 249L15 253L12 252V250L14 251L15 249ZM54 248V247H53ZM56 248V247H55ZM79 248V247H78ZM137 248V247H136ZM41 249V250H40ZM52 249V248H51ZM128 249V248H126ZM2 250V249H1ZM53 250V249H52ZM50 250V251H52ZM140 250V249H138ZM56 251V250H55ZM54 251V252H55ZM118 251V250H117ZM127 251V250H126ZM125 251V252H126ZM130 252V251H129ZM144 252V250H143ZM122 253V252H121ZM127 253V252H126ZM70 254V253H69ZM124 254V253H122ZM47 259V260H46ZM53 260V259H52ZM51 260V261H52ZM152 260V259H151ZM50 261V262H51ZM39 262V263H38ZM151 262V261H150ZM149 262V264H150ZM52 264V262L50 263ZM55 264V262H54Z\"/></svg>","mask_w":264,"mask_h":264}]
</instances>
